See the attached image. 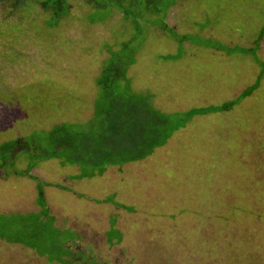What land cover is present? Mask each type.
<instances>
[{
	"label": "rangeland",
	"instance_id": "1",
	"mask_svg": "<svg viewBox=\"0 0 264 264\" xmlns=\"http://www.w3.org/2000/svg\"><path fill=\"white\" fill-rule=\"evenodd\" d=\"M67 2L51 34L33 3L36 20L6 33L23 55L8 43L0 60V147L21 145L0 151V264H264V0ZM146 108L189 122L134 163L131 131L85 142L112 109L134 135H163Z\"/></svg>",
	"mask_w": 264,
	"mask_h": 264
},
{
	"label": "trees",
	"instance_id": "2",
	"mask_svg": "<svg viewBox=\"0 0 264 264\" xmlns=\"http://www.w3.org/2000/svg\"><path fill=\"white\" fill-rule=\"evenodd\" d=\"M87 1L93 7L96 6V8H101L105 4V2L108 3V2H111L112 0H87ZM154 1L155 0H130V5L132 6L133 4H136V7L137 6L143 7L145 5V3H146V5H150V4H153ZM32 3H33L34 8L36 7L39 10H41L43 13H46L48 15L47 20H45L44 23H42L40 21V23L44 27L46 32H48L50 34L52 33L53 30H56L59 27V25L63 24L64 20H66L69 16V4H68L67 0H0L1 12L4 14L2 17L3 21L1 22V24L2 25L6 24L9 21L12 22L6 27V29L4 31H0V38H2V40L0 41V60L1 61L2 60L3 61L4 60L9 61L12 59L11 55L14 52L10 51L9 49H6V46L8 43H9V46L12 50L15 49L17 51L16 53H19V56L23 55V53L20 52V50L16 49V45L14 46V44H18L20 42V38L19 37L15 38L16 34L14 36L10 37L6 33L8 31L12 30L13 28L21 27L22 25L26 26V24H29V22L25 23V21H24L27 17H28V19L32 18V20L33 19H34V21L36 20L33 16L32 10L30 9V6ZM84 21H85V25H86V22H88V20H84ZM89 23H95V21H93V22L89 21ZM27 31L29 33H31L32 27H30V28L28 27ZM38 31H40L41 33H44V35H45V32L43 30L38 29ZM44 35L41 37L42 40H44L43 38H48L50 36V35L49 36L45 35V37H44ZM112 67L115 68L114 65ZM116 71H114V72H116ZM124 73L122 74L121 72L117 71L115 73V76L122 77V75L123 76L125 75ZM113 82H114V80H112V81L110 80L109 83L101 85L102 90L105 91L109 87H112ZM3 86L5 88L10 87L9 89H11V87H12L11 85H8V84L3 85ZM14 93H15V88L12 89V94H14ZM12 98H13V96H12ZM149 100H150V98H149ZM111 103L116 104L115 101H112ZM224 107H230L229 103L226 104L225 106H223V108ZM227 109H229V108H225V109H223V111L227 110ZM213 110H214V112H210V113H215L219 109L217 108V109H213ZM115 111L116 110H113V109L111 111H107L109 114V115L106 114L108 121L106 120V118L103 119V122L101 124L102 129H100L96 132H92V135L90 133L89 137L86 138L85 142L89 141L90 139H93L94 144H100L102 142L101 144L104 146L108 145V144L110 146H115V141L118 140L117 138L119 135H124V134L126 135V134H129L128 132L131 131V133H130L131 142L133 143V145L136 146V149L138 151L137 155L140 154V157L135 159L137 157V155H133L131 158L124 159L125 164L135 162L138 160L146 159L147 157H149L154 152V150L157 147L165 146L167 144L168 140L171 138V136H173L172 134L176 133L179 129L184 128L185 125H187V123L189 122V120H186V121H180L179 120L176 122L177 125L173 126L175 121L173 119H169L171 117V114L164 115L163 113H161L159 111L158 112L160 114L154 113V111L150 113L149 109L146 108L144 111V115H147V117H148V115L150 114V116H153V118L157 119L158 121H161L163 123L164 133L162 135L161 130L159 128H152V127H155V125L148 124V125L143 126V129H144V127H146V132H145L146 138L142 139L141 137L134 135V133H136V129L133 128L131 126V124L126 123V120H125V122L121 121L122 119H127V118L126 117H124L122 119L118 118L117 116H120V115L118 114V112H115ZM208 111H210V110H208ZM208 111H206L205 113H207ZM131 117H132L131 120L134 121L135 117H133V116H131ZM59 128H61L60 125L58 127H56V129L58 131H59ZM0 129H2V127ZM149 129L154 131V132H152L151 135H148ZM175 129H177V130H175ZM6 131L7 130H5V132ZM170 131H171V133H170ZM159 137H161V142L159 141ZM165 140H166V142H164ZM20 145L21 144L18 141L10 139L2 147H0V151L8 149L10 146H12V149H13L14 147H18ZM51 155H55V152H53V154H51ZM72 158H75V155H72ZM108 162H109L108 163L109 165L110 164H116V163H114V161L108 160ZM101 175H102V173H101ZM101 175H99V176H101ZM39 190H40L39 204H44L45 196H44V192H43L41 186H39ZM7 224H8V222H5V224L3 222H1L0 229L3 228V229L10 231ZM10 236L11 235H9L8 237H10ZM1 238H4V237H1ZM17 241H21V240H17ZM10 242H12V240ZM23 243H25V242H23ZM25 244L27 245L28 243H25ZM27 246H30V244H28Z\"/></svg>",
	"mask_w": 264,
	"mask_h": 264
},
{
	"label": "crops",
	"instance_id": "3",
	"mask_svg": "<svg viewBox=\"0 0 264 264\" xmlns=\"http://www.w3.org/2000/svg\"><path fill=\"white\" fill-rule=\"evenodd\" d=\"M138 161H140V160H138ZM135 162H137V161H135ZM131 163H134V162H131ZM126 164H128V163H126ZM92 177H94V176H92ZM45 185V184H44ZM45 187H47V186H44V188ZM39 192V191H38ZM39 195V194H38ZM39 196H37V198H36V201L34 200V202H35V205L39 208ZM45 201H46V196H45ZM45 203V202H44ZM44 205V204H43ZM45 207V206H44ZM40 210V209H39ZM39 210H37V211H32V212H35V213H37V212H39ZM57 210L56 209H54V210H52L51 208H50V215L53 217V216H55V219H54V225L55 226H57V227H59V221L61 220V221H64L63 219H66V220H68V221H70V223H67V224H65V222H64V224H65V227L66 228H70V229H72L73 230V232L74 233H76V235H82L83 233L82 232H84L85 231V233L86 234H89L90 236H91V239H95V241H98L100 238H99V236L98 237H95V238H93V234L95 235V234H100V233H98V232H96V231H93L92 229H91V226L90 225H88V224H84V223H82V224H80L78 221H77V219H75V218H73V215H71V214H69V213H66V212H62V210L60 211V210H58L59 211V213H55ZM114 211L115 210H113V212H112V215L114 216ZM61 213H65L66 215H68V219L67 218H65V217H61ZM86 217H87V215H86ZM89 217V216H88ZM106 218H108V216H106ZM56 223L58 224V225H56ZM77 223V224H76ZM72 225L74 226V228L72 227ZM116 225V224H115ZM114 225V226H115ZM72 227V228H71ZM116 227V226H115ZM76 228H80L81 230H80V232L78 231V229L76 230ZM109 228V227H108ZM119 230V229H118ZM108 231V229L106 230V231H104V234H105V242L110 246V247H114L113 245H114V242L112 241V240H110L107 236H106V232ZM1 238V237H0ZM1 239H3V240H5L6 238H1ZM3 242V241H2ZM6 245H12V244H20L21 245V247H25V248H29V249H36V247L38 246V245H31L30 244V246H27L25 243H23V242H21V241H13V242H10V243H5ZM69 244V242H67L66 243V246ZM38 253V252H37ZM43 257H47V255L46 254H43L42 255Z\"/></svg>",
	"mask_w": 264,
	"mask_h": 264
}]
</instances>
